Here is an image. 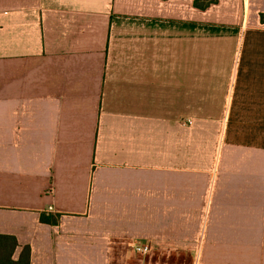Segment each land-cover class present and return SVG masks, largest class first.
I'll use <instances>...</instances> for the list:
<instances>
[{
	"label": "crops",
	"instance_id": "0c3cea01",
	"mask_svg": "<svg viewBox=\"0 0 264 264\" xmlns=\"http://www.w3.org/2000/svg\"><path fill=\"white\" fill-rule=\"evenodd\" d=\"M196 1L0 0V264H264V0Z\"/></svg>",
	"mask_w": 264,
	"mask_h": 264
},
{
	"label": "rangeland",
	"instance_id": "374dc122",
	"mask_svg": "<svg viewBox=\"0 0 264 264\" xmlns=\"http://www.w3.org/2000/svg\"><path fill=\"white\" fill-rule=\"evenodd\" d=\"M151 210L153 212L151 219H159V214L157 213L159 208L152 207ZM198 213L197 215L196 212L194 218L197 216L200 220L199 222L182 223L179 225V228H182L183 231L179 229L180 236L182 237L177 238V240H174L172 236L175 234V224H160L154 221L145 224H135L133 253L127 257L117 256L118 261L124 263L129 259L130 264H204L205 255H198L195 251L197 248L205 246V240L201 238H189L194 228L197 227L199 232L205 230V208H199ZM119 229L125 233L129 230V226L128 224H120ZM169 236H172V238H168ZM166 238L171 243L170 246H178L179 250L177 252L174 249L165 250L160 248L165 246ZM147 247L149 249H146ZM106 257L112 258L114 256Z\"/></svg>",
	"mask_w": 264,
	"mask_h": 264
},
{
	"label": "trees",
	"instance_id": "16d2710c",
	"mask_svg": "<svg viewBox=\"0 0 264 264\" xmlns=\"http://www.w3.org/2000/svg\"><path fill=\"white\" fill-rule=\"evenodd\" d=\"M218 0H197L195 2L196 7L205 9L206 7L210 6L211 4L216 3ZM261 20L264 23V13L261 14ZM56 223V221H54ZM14 264V263H12Z\"/></svg>",
	"mask_w": 264,
	"mask_h": 264
},
{
	"label": "built area",
	"instance_id": "2783aa9c",
	"mask_svg": "<svg viewBox=\"0 0 264 264\" xmlns=\"http://www.w3.org/2000/svg\"><path fill=\"white\" fill-rule=\"evenodd\" d=\"M146 249H149L148 247Z\"/></svg>",
	"mask_w": 264,
	"mask_h": 264
}]
</instances>
